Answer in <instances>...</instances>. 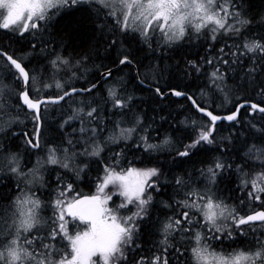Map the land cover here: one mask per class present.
I'll return each instance as SVG.
<instances>
[{"label": "snow or ice", "instance_id": "1", "mask_svg": "<svg viewBox=\"0 0 264 264\" xmlns=\"http://www.w3.org/2000/svg\"><path fill=\"white\" fill-rule=\"evenodd\" d=\"M80 5H88L95 12L99 28L110 26V33L131 35L149 48L157 34L166 44L193 36L211 41L207 52L215 49L214 56L205 55L200 63L194 60L187 63L194 72L207 77L214 94L219 93L228 102L232 94L237 104L222 116L215 114L211 106H201L188 96L206 120L196 138L183 145L182 151L177 150L178 157H188L192 150L203 146L215 145V150L223 146L224 152L229 151L233 137H224L218 143L217 122L237 121L241 108L246 107L250 114H259L264 120V35H248L253 21L243 10V0H0V29L15 31L21 37L29 33L32 37L29 52L22 56L0 49L3 69L20 85L15 90L17 104L13 105L14 89L0 81V133L3 134L0 184L15 180V195L5 198L7 205H0V264H264V127L257 129L262 133V143L248 145L243 163L235 165L240 173L241 191H245L249 203H258L261 210L241 215L234 205L216 195L213 188L218 178L233 168V164L218 157L201 171L206 181L203 187L191 178L174 177L176 195L169 197L171 203L160 201L173 214L159 222L156 230L159 239L147 250L150 256L140 254L143 249L137 241L141 223L150 216L154 194H162L168 182L161 181L160 167H136L132 161H127V167L122 166L127 142L137 133L142 118L135 116L131 126H122L133 97L119 92V82L107 88L104 104L110 102L113 115H119L120 119L104 117L96 99L74 102L72 114L61 122L60 128L71 127L72 121H79V128L64 132L58 144L46 145V155L38 156L35 164L24 170L19 153L10 149L11 140L19 135L11 129L22 122L21 107L28 110L33 121V131L23 132L25 145L39 152L42 106L46 112L49 105H58L73 96H92L98 88L99 81L77 88L57 79L62 70L81 66V61L73 64L59 53L48 61L51 82L45 79L43 70L38 73L28 67V56L46 51L44 32L51 17L61 9ZM221 40L224 42L215 48ZM117 43L113 38L108 46ZM118 63L133 64L131 53L122 50ZM205 65L211 68L210 72L203 71ZM76 76L73 71L69 79ZM100 76L107 80L112 69L105 67ZM53 85L60 94L45 95ZM249 90L259 97L257 101L240 95ZM170 91L178 97L187 95L175 88ZM155 92L164 95L159 87ZM249 126L256 129L251 122ZM121 142L124 147L120 151H111ZM162 143L170 144L171 138L165 137ZM134 146L145 153L161 147L150 143L147 135L139 136ZM106 150L111 154L108 162L103 163V174L95 178V192L91 195L77 192L72 177L82 179L90 170V163L104 161L102 154ZM56 169L63 172L56 173L55 187L48 193L50 198L42 199L33 189L50 188L46 175ZM114 197L119 198V203ZM46 210H51L50 216L43 215ZM72 227L77 230L71 231ZM249 235L250 245L246 250L233 249L226 253L212 247V242L223 245L227 239L234 243L237 236L249 238Z\"/></svg>", "mask_w": 264, "mask_h": 264}, {"label": "trees", "instance_id": "2", "mask_svg": "<svg viewBox=\"0 0 264 264\" xmlns=\"http://www.w3.org/2000/svg\"><path fill=\"white\" fill-rule=\"evenodd\" d=\"M243 10L247 17L251 18L253 23L248 32V35H264V0H243ZM100 21L94 11L86 6H78L75 9H67L58 15L49 25H47V31L44 32V40L47 42L46 51L44 54L37 55L35 57H29L30 63L28 67L35 69L36 72L44 71L47 78L50 73L48 68L49 56L59 52L62 56L68 57L74 63V60H84L86 70L88 72V80L84 84L78 85L79 88L86 87L90 83H96L100 79V73L105 71V67L114 68L118 65V56L122 50H127L131 53L133 64L137 68V74L130 65L121 66L116 71L112 72L111 78L123 79V83L120 86V93L124 95H131L133 97L130 110H125L123 117L133 121L135 116L142 118L143 126L147 129L146 135L151 141H161L165 137H172L176 140V146L174 149L165 151H154L151 153H145L142 149H137L134 144L128 145L125 150L126 159L122 163L132 161L134 166H157L161 168L164 177L170 182V185H165V190H162L160 199L153 205L149 217L145 218V221L141 223L140 239L137 241L141 244L143 251L141 255H151V252L147 251L152 249L154 243L159 239L156 234L159 222L166 216H171V213L166 208H161L159 201L164 200L171 203L169 197L176 195V189L174 184V177L183 176L185 179L191 178L195 180L197 174H201L202 170H205L212 164L214 159L222 157L226 162L233 164V168L224 171L218 178L217 184L214 187V192L218 197L225 200L230 206L234 205L237 211H244L243 213H251L261 209L260 205H245L241 204L243 191H239L240 186L237 185L235 165L243 163L242 155L245 153L248 145L261 144L260 140L256 137H252V130L248 127L249 122L255 124L257 129L264 127V121L259 114H249L247 108L240 112L239 120L230 125L220 124L217 125V130L227 126V129H223L226 132L221 133L219 131L217 135L221 141L224 137H233V141L229 147V151L224 152L223 146L220 150H215L216 146L209 147L203 146L192 150V153L188 157H178L177 150H183V145L189 144L195 136L194 128L185 127L188 121L194 117H200L205 121V118L196 113L186 98L175 99L172 97H165L161 99L152 88L159 87L162 93L175 88L190 95L197 104L204 107L211 106V110L215 114H225L234 110V106L237 104L235 97L230 94L229 106H218L223 104L224 98L219 93H213L211 86L205 75L194 72L188 65V61L194 60L198 63L201 62L200 58L205 55L214 56L215 49L212 52H207L210 40L201 37L199 39H192L186 37L178 44H166L158 40H153L152 47L149 48L146 44L139 41L129 35L127 37L121 36L117 31L110 33L109 27L101 29L98 27ZM53 41H50V39ZM115 38L118 43L114 47H109L108 42ZM32 40L31 35H23V37L17 35L15 32H8L0 29V49L13 54L14 56H21L28 53ZM224 41L215 45V48H219ZM228 43H232L231 41ZM55 49L56 51H54ZM39 51V50H37ZM52 53V54H51ZM1 65H3V59H0ZM6 71V70H5ZM204 72H210L211 68L207 65L204 66ZM5 81L8 79L11 81L10 76L6 74ZM151 77V78H150ZM143 80L144 83H140ZM152 80V81H151ZM107 81V80H106ZM11 86L13 81H11ZM89 82V83H88ZM231 79L229 84H231ZM105 82L100 85L93 95L99 96L101 101L103 112L110 109L104 104V100L107 97V92L104 89ZM148 86L145 87V86ZM20 85L14 82V91L12 97H15V90L19 89ZM199 92H204L207 98L203 101H199L197 95ZM45 95H55L54 92H46ZM242 97H246L255 102L259 97L255 96L251 90L246 93L240 94ZM87 96V95H86ZM241 100L240 102H242ZM17 104V100H14ZM50 106V105H49ZM53 106V105H52ZM27 115L25 109L22 108ZM30 115V114H29ZM104 117L112 118L116 117L113 112L103 114ZM31 116V115H30ZM42 116V136L41 144H51L55 135L59 133V130L55 133V126L57 121H52L47 125L46 117H44L43 108L41 111ZM132 123V122H131ZM28 127V128H26ZM234 127L233 129H231ZM21 135L19 139H13L14 144L10 146L11 151L22 153L24 156L30 155L33 152L25 145L23 132L31 133L33 131V122L24 125L21 129ZM231 130V131H230ZM260 132L258 136H261ZM257 136V137H258ZM20 140V141H19ZM218 142V143H219ZM228 144V141H224ZM123 148V147H122ZM117 149V148H116ZM121 149V148H120ZM111 151H116L111 149ZM110 151H106L104 155L107 157L110 155ZM105 162L108 160L105 158ZM143 161V163H141ZM104 162V163H105ZM102 164L99 166H90V170L83 176V180L79 183L74 181V188L78 191L83 189L84 192H91V185L95 182H91V178L95 179L99 174V168L102 169ZM56 171H51L50 175H46L47 180L51 182L53 175ZM162 176V177H163ZM199 183V182H198ZM6 184L7 187H4ZM0 184V205H7V197L15 194V181L8 180ZM80 186V188H78ZM52 187V186H51ZM50 187V188H51ZM55 186L53 185V188ZM47 188V189H50ZM11 190V191H10ZM47 193V192H46ZM88 195V194H86ZM45 197V196H44ZM47 198V197H46ZM179 198V197H177ZM48 199V198H47ZM246 213V214H247ZM247 230V228L245 229ZM250 244V238H244L237 236L235 242L225 240L223 245L217 242H212V246L215 248H240L248 247Z\"/></svg>", "mask_w": 264, "mask_h": 264}, {"label": "rangeland", "instance_id": "3", "mask_svg": "<svg viewBox=\"0 0 264 264\" xmlns=\"http://www.w3.org/2000/svg\"><path fill=\"white\" fill-rule=\"evenodd\" d=\"M80 6H86V7H89L88 5H80ZM73 9V8H72ZM71 9V10H72ZM75 9V8H74ZM67 9H61L58 13H55L52 17H51V19L47 22V25H49L58 15H60L62 12H64V11H66ZM44 22H42V24H43ZM1 30H4V29H1ZM4 31H8V32H15V31H12V30H4ZM17 35H19L17 32H15ZM24 35H30L29 33H25ZM20 36V35H19ZM192 39H196V37H192ZM155 40H158V41H161L162 43H165L164 42V40H163V38L162 37H160L159 36V34H157V37H156V39ZM50 41H53V39L51 38L50 39ZM231 40H228V42H230ZM181 41H179V42H176V43H173V44H178V43H180ZM232 42V41H231ZM54 51H56L55 49H53ZM57 53H59V52H57L56 51V53L55 54H53V55H51V56H49V58H48V61L51 59V58H54L55 57V55L57 54ZM52 54V53H51ZM60 54V53H59ZM61 55V54H60ZM22 56V55H21ZM29 57H31V55L30 56H28L27 57V59H29ZM48 61H47V64H48V68H50V65H49V63H48ZM76 61H81V66H79V67H73L70 71L69 70H62L61 72H59L58 74H57V79H60L62 82H65L68 86H75V87H78V85H80V84H84V83H86L87 81H89L88 80V72H87V70H86V67H85V64H84V60L82 59V60H74V63L73 64H75V62ZM76 72V74H77V76H76V78H72L71 80L69 79L70 77H71V73L72 72ZM50 72H51V68H50ZM39 73V72H38ZM6 74H7V72L3 69V67H2V65H1V62H0V81H3L4 83H6V84H8L11 88H14V81L12 80V78H11V76H10V79H11V81H13V84H12V86H11V81H9L8 79H6L7 81H5V78H7L6 77ZM151 78V77H150ZM45 79H47L48 80V82H51V80H50V78H47L46 77V75H45ZM152 81V80H151ZM117 82H119V92H120V86L122 85V83H123V79H115V77H113V78H111V79H109V80H107L106 82H105V84H104V89L105 90H107V88H109V87H111L113 84H116ZM89 83V82H88ZM46 92H54L55 93V95H58V94H60L59 92H58V90L55 88V86L53 85V88H51V89H49V90H47ZM107 92V91H106ZM44 94H46V93H44ZM197 97H198V99H199V101H203L204 100V98H207V96H205V93L204 92H199V95H197ZM81 99H84V100H91V99H96L98 102L99 101H101V99H100V97L99 96H96V95H92V96H73V97H71V98H69V99H67L63 104H61V105H58V106H52V105H50V106H48V110L45 112L44 110H43V113H44V117H46V123H47V125L48 124H50L51 123V120L53 121H57V123H56V125H54L55 126V131L53 132V133H55V132H57L58 130H59V133H57L56 135H55V138H53V140H52V142H51V144L52 145H55V144H58L60 141H61V139L63 138V134H64V132H66V131H71V129L72 128H76V129H78L79 128V126H80V124H79V121H72L71 122V127H69V126H65V128L62 130L61 128H60V124H61V122L64 120V119H66L67 118V116H69V115H71L72 114V107H74L75 106V103L74 102H76V101H79V100H81ZM14 100H15V97L13 98L12 97V100H11V103L13 104V105H15V102H14ZM204 102V101H203ZM230 105V103L228 102V101H225L224 100V102H223V104H219L218 106H229ZM108 107H110V109L109 110H107V111H105V112H103V109H102V112H103V114H107V116H108V112L109 113H111V112H113L114 110L111 108V105H107ZM22 108L23 107H21V109H20V111H19V115H20V118H21V123L20 124H18V125H14L13 127H12V129H11V131H17V130H19V129H21L22 127H24V125H26L27 126V124L28 123H31V122H33L32 121V119H31V116L29 115V114H25L24 113V111L22 110ZM24 109V108H23ZM249 114H250V112H249ZM121 117L119 116V115H116V117H112L111 118V120H113V121H115V120H118V119H120ZM123 119H124V121H125V123L122 125L123 127H129V126H131V122H132V120H130V119H127V118H125V117H123ZM206 120V119H205ZM246 121H248V122H251L250 120H246ZM264 121V120H263ZM205 121L204 120H202V118H198V117H194V118H192V120H190V121H188V124L187 125H184L183 124V126H185V127H190V128H194V130H195V136H194V138L193 139H195L196 138V136H197V134H198V132H199V129H200V127H201V125L204 123ZM142 124H143V122H142ZM141 124V126H140V128L138 129V131H137V133H135L134 134V136H133V139L132 140H130V141H128L127 142V144L128 145H130V144H136V142L138 141V139H139V136H141V135H146L147 133L144 131V129H146L143 125ZM109 127H112V125L111 124H109ZM26 128H28V127H26ZM234 127H232L231 129H233ZM248 128H250L251 130H252V133H251V136L252 137H256V138H258V140H260V142L262 143V141H261V139H260V137L261 136H258V134L260 133V131H258L257 130V128L258 127H256V129H253V128H251V127H248ZM223 129H227V131H229V128L227 127V126H225V127H223L221 130L220 129H218L217 130V132L219 131V136L221 135V133H223V132H226L225 130H223ZM231 131V130H230ZM217 132L215 133V135H216V139H219V136L217 135ZM106 135H107V133H105ZM258 136V137H257ZM2 137H3V134L2 133H0V140H2ZM171 138V143L170 144H168V145H164L163 143H162V141L165 139V138H163V140H161V141H157V142H155V141H151V140H149V142L150 143H153V144H158V145H161V147L159 148V150L158 151H165V150H171V149H174L175 148V146H176V140H175V138H172V137H170ZM220 140V139H219ZM219 140H218V142H219ZM20 141V140H19ZM191 143V142H190ZM46 145H48V143L46 144H44V143H42L41 144V148H42V150L41 151H39V152H37V151H34V150H32L33 152H31V154L30 155H27V156H24L22 153H19V155H20V157H21V164H22V167L24 168V170H27V168H31L34 164H35V162H36V160H37V158H38V156L39 157H44L45 155H46ZM215 145H212V146H209V147H214ZM122 147H124V142H121V144L119 145V147H116V146H113L112 147V149H115L116 151H120V148H122ZM117 148V149H116ZM107 151V150H106ZM106 151L102 154L103 156H104V158H106L107 159V156L106 155H104L105 153H106ZM182 151V150H181ZM244 154L245 153H243V155H242V157H244ZM95 159V158H94ZM105 162V160L102 162V163H100V164H96V163H90V166H93V165H95V166H99V165H101L102 164V166H103V163ZM126 164V163H125ZM125 164L124 163H122V166H125ZM50 168L51 167H53V166H49ZM137 167V166H136ZM141 167V166H140ZM103 168V167H102ZM99 174L98 175H102L103 173H102V169L101 168H99ZM57 172H63V170L62 169H56V173ZM235 172H236V179H237V185L238 186H240V173H238L237 171H236V169H235ZM199 175V172H198V174H197V177H196V179L194 180V181H196V182H199L198 183V185L200 186V187H203L204 186V184H205V178L204 177H202L201 176V174H200V176H198ZM55 176H56V174H54L53 175V180H51V182H50V184H51V188H53V185L55 186ZM163 176V175H162ZM46 179H47V177H46ZM72 179L73 180H75L76 181V183H80L83 179H80V180H76L75 179V177H72ZM14 180V179H13ZM165 180H167V186H169L170 185V182H169V180L167 179V177H161V181L163 182V181H165ZM15 181V180H14ZM91 182H95V179H92L91 178ZM91 185V192L90 193H88V192H84V190L83 189H80V190H76L77 192H81L82 194H88V195H91V194H93L94 192H95V183L94 184H90ZM23 186V185H22ZM51 188L50 189H40L39 191H37L36 189H33V191H35L36 192V194L38 195V196H41V198L42 199H49L50 197L48 196V193L51 191ZM78 188H80V186L78 187ZM14 189H15V187H14ZM240 192H241V189H238ZM213 191H214V188H213ZM47 192V193H46ZM243 195H242V197H244L243 198V201H244V204L245 205H252V204H255V205H259L258 203H249L248 202V200H247V197H246V195H245V191H243V193H242ZM15 195V194H14ZM45 196V197H44ZM47 197V198H46ZM114 200H116V202L117 203H119V198L118 197H114ZM160 202V201H159ZM159 205L161 206V208H163L162 206V204H160L159 203ZM164 210H167V208L166 209H164ZM167 211H169V210H167ZM170 213H171V215L173 214L172 213V210L171 211H169ZM241 215H245L246 213H243L244 211H238ZM248 214V213H247ZM43 215H45V216H50L51 215V210H46L44 213H43ZM164 220V219H163ZM71 231H76L77 229L75 228V227H72L71 229H70ZM247 231V230H246ZM249 238H250V235H249ZM250 245V244H249ZM249 245H248V247H249ZM213 248H215L214 246H212ZM248 247H240V248H244L245 250L248 248ZM240 248H236V249H240ZM217 251H221V250H223L224 252H230V251H232L233 249H235V248H232V249H225V248H223V247H220V248H215Z\"/></svg>", "mask_w": 264, "mask_h": 264}, {"label": "water", "instance_id": "4", "mask_svg": "<svg viewBox=\"0 0 264 264\" xmlns=\"http://www.w3.org/2000/svg\"><path fill=\"white\" fill-rule=\"evenodd\" d=\"M121 66H123V65H118L117 68H118V67H121ZM152 89H153V91L155 92V88H152ZM155 93H156V92H155ZM156 95L159 96L160 98H164V97H172V98H175V99H178V100L183 99V98H186L187 101H188V103H189L190 106L192 107V109H193L196 113H198L200 116H202L203 118L206 119V117H204L203 114L199 113V112L196 110V108H195L194 105L192 104V101L188 99V95H182V96H179V97H178V96L173 95V94L171 93L170 90L166 91V92L164 93V95H162V96H161V95H158L157 93H156ZM241 103H242V102H241ZM245 108H246V107H245ZM245 108H241L240 111H241L242 109H245ZM25 109H26V108H25ZM227 114H229V113H227ZM227 114H225V115H227ZM239 114H240V112H239ZM239 114H238L237 120L239 119ZM222 116H223V115H222ZM236 122H237V121H235V122H229V121L223 120V121H218L217 124H220V123L234 124V123H236Z\"/></svg>", "mask_w": 264, "mask_h": 264}, {"label": "bare ground", "instance_id": "5", "mask_svg": "<svg viewBox=\"0 0 264 264\" xmlns=\"http://www.w3.org/2000/svg\"><path fill=\"white\" fill-rule=\"evenodd\" d=\"M118 65H119V63H118ZM117 65V66H118ZM117 66H115L114 68H111L112 69V72H114V71H116L117 69H119L120 67H118L117 68ZM124 66V65H123ZM130 66H132L133 67V69H134V72L137 74V68H136V66L134 65V64H131ZM109 79H111V77L110 78H108L107 80H109ZM98 82V81H97ZM96 82V83H97ZM104 82H106V80H104V79H102L101 78V76H100V79H99V83H98V87L100 86V85H102ZM145 86V85H144ZM145 87H147L148 88V86H145ZM77 88H79V87H77ZM187 94V93H186ZM188 95V94H187ZM84 96H86V95H84ZM188 96H190V95H188ZM165 98V97H164ZM67 99H69V98H66V100ZM161 99H163V98H161ZM65 100V101H66ZM65 101H61L58 105H61V104H63ZM243 102V101H242ZM58 105H53V106H58ZM235 107V106H234ZM24 108V107H23ZM42 108H43V106H42ZM25 109V108H24ZM27 112H28V110L27 109H25ZM243 110V109H242ZM241 110V111H242ZM42 111V110H41ZM240 111V112H241ZM230 113V112H229ZM225 114H227V113H225ZM225 114H220V115H225ZM202 117V116H201ZM239 117H240V114H239ZM239 120V119H238ZM237 120V121H238ZM220 124H225V123H220ZM220 124H217V125H220ZM225 125H230V124H225ZM21 132H18V134H20ZM259 210H261V209H259ZM256 211H258V210H256ZM248 214H250V213H248Z\"/></svg>", "mask_w": 264, "mask_h": 264}, {"label": "flooded vegetation", "instance_id": "6", "mask_svg": "<svg viewBox=\"0 0 264 264\" xmlns=\"http://www.w3.org/2000/svg\"><path fill=\"white\" fill-rule=\"evenodd\" d=\"M16 133H18V132H21L20 130H17V131H15ZM20 135L21 134H19L15 139H19L20 138ZM23 136V135H22ZM14 144V141H13V139L11 140V142H10V146H12ZM35 151V150H34ZM182 158V157H181ZM154 196H155V199H154V201H153V205L154 204H156V202L158 201V198L160 199V196H161V194L160 195H157V194H154ZM153 208V206L152 207H150V209H149V212L151 213V209Z\"/></svg>", "mask_w": 264, "mask_h": 264}]
</instances>
